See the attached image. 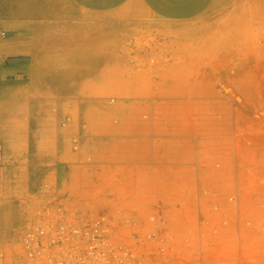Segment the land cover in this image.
<instances>
[{
  "label": "rangeland",
  "instance_id": "1",
  "mask_svg": "<svg viewBox=\"0 0 264 264\" xmlns=\"http://www.w3.org/2000/svg\"><path fill=\"white\" fill-rule=\"evenodd\" d=\"M6 5L3 39L23 31L10 24L24 23L9 19ZM183 29L148 66L104 75L95 84L102 97L56 98L49 87L40 98L31 88L32 139L48 156L32 164V214L60 207L72 217L105 216L144 264L153 255L237 264L240 221L243 264H264L251 253L264 229L247 225L264 219V0H216ZM5 63L39 75L28 56ZM115 77L129 82L110 83ZM123 94L134 96L110 97ZM141 173L155 174L159 191H133ZM247 175L252 197L243 194ZM168 204L169 223L157 221ZM17 235L0 264H26Z\"/></svg>",
  "mask_w": 264,
  "mask_h": 264
},
{
  "label": "crops",
  "instance_id": "2",
  "mask_svg": "<svg viewBox=\"0 0 264 264\" xmlns=\"http://www.w3.org/2000/svg\"><path fill=\"white\" fill-rule=\"evenodd\" d=\"M215 1L0 0V4H7L9 19L24 21L8 28L21 27L22 32L13 31L7 39L0 36V254L10 253L12 238L36 219L38 210L32 214L37 196L32 164L48 162L44 145L32 139L33 112L27 103L32 98L31 88L38 87L40 98H47L49 87L56 98H92L95 93L102 97L95 84L105 83L104 75L117 76L126 68L148 66L152 57L169 48L179 34L175 30H184ZM21 55L39 67V75L17 74L20 70L5 63L6 58ZM121 82L129 79L110 80ZM64 83L72 86L64 88ZM141 174L134 177L133 191L142 196L159 191L155 174L151 179ZM251 182L247 175L245 197H252ZM171 210V204L166 205L156 220L168 224L167 212ZM149 259L152 264L178 263L175 256L153 255Z\"/></svg>",
  "mask_w": 264,
  "mask_h": 264
},
{
  "label": "built area",
  "instance_id": "3",
  "mask_svg": "<svg viewBox=\"0 0 264 264\" xmlns=\"http://www.w3.org/2000/svg\"><path fill=\"white\" fill-rule=\"evenodd\" d=\"M0 36L5 37V32L0 31ZM47 210H38L36 219L17 235L26 264H144L140 254L131 246L116 241L109 218L88 214H74L72 217L60 207L51 213ZM259 221L247 225H262L264 229V219ZM237 227L236 263L243 264L240 221ZM251 253L264 263V240Z\"/></svg>",
  "mask_w": 264,
  "mask_h": 264
}]
</instances>
